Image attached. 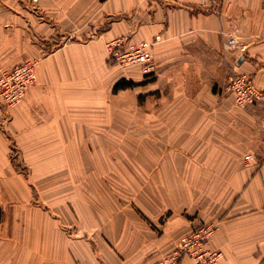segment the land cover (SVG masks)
Segmentation results:
<instances>
[{
	"label": "crops",
	"instance_id": "0c3cea01",
	"mask_svg": "<svg viewBox=\"0 0 264 264\" xmlns=\"http://www.w3.org/2000/svg\"><path fill=\"white\" fill-rule=\"evenodd\" d=\"M123 38L154 44V74L110 58L107 45ZM233 38L238 49H226ZM9 51L14 64L38 61L37 80L19 105L0 102V173L5 132L16 150L63 159L97 135L115 86L132 79L147 103L142 180L159 187L109 224L17 208L11 225L0 221V264H158L207 225L217 228L205 250L221 253L218 264H264V101L242 110L228 90L246 75L264 99V0H0V56Z\"/></svg>",
	"mask_w": 264,
	"mask_h": 264
},
{
	"label": "rangeland",
	"instance_id": "374dc122",
	"mask_svg": "<svg viewBox=\"0 0 264 264\" xmlns=\"http://www.w3.org/2000/svg\"><path fill=\"white\" fill-rule=\"evenodd\" d=\"M14 61L13 51L1 55L0 75L31 60L19 64ZM1 63L12 66L6 69ZM127 81L134 83L132 79ZM115 92L110 98L109 110L103 112L107 119L101 120V127H97V123L93 127L99 132L101 129V134L88 135L83 149L63 153V159L62 153L16 150L12 134L5 132L10 151L7 152V167L0 173L4 179V183H0V221L11 225L16 218L15 209L34 208L42 213L55 211L54 218H66L69 224H109L121 211L142 209V202L159 187L142 180L149 164L141 132L146 97L137 86ZM154 109L156 106L151 104V110ZM9 120L8 115L7 130H10ZM110 127L118 129L116 136L109 134L106 128ZM130 129L132 134H126ZM175 186L179 190L180 185ZM183 186L189 187L182 185V191H185ZM166 192L173 197L174 185L167 184ZM187 202L191 201H183ZM61 213H68V216L62 217ZM12 236V228H9L6 240L12 242Z\"/></svg>",
	"mask_w": 264,
	"mask_h": 264
},
{
	"label": "built area",
	"instance_id": "2783aa9c",
	"mask_svg": "<svg viewBox=\"0 0 264 264\" xmlns=\"http://www.w3.org/2000/svg\"><path fill=\"white\" fill-rule=\"evenodd\" d=\"M154 44L147 42L134 43L128 39H118L107 45L109 56L123 69H138L144 77L154 74ZM226 49H238L236 39H230ZM37 60H31L15 67L9 73L0 75V102L8 107L19 105L26 96L28 89L37 79ZM228 90L234 99V105L239 109H246L255 102L264 101L255 89L254 81L246 75H234L229 79ZM264 153V131L261 140ZM253 160L252 155L245 157L246 162ZM216 225H207L184 238L176 252L169 255L158 264H182V259L188 257L192 264H218L221 253L205 250V243L212 238Z\"/></svg>",
	"mask_w": 264,
	"mask_h": 264
},
{
	"label": "trees",
	"instance_id": "16d2710c",
	"mask_svg": "<svg viewBox=\"0 0 264 264\" xmlns=\"http://www.w3.org/2000/svg\"><path fill=\"white\" fill-rule=\"evenodd\" d=\"M136 86L135 84L131 82H126L125 80L120 81L116 86H115V91H118L119 89H123L125 87H134Z\"/></svg>",
	"mask_w": 264,
	"mask_h": 264
}]
</instances>
